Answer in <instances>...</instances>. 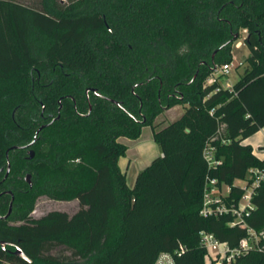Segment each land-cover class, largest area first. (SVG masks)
Masks as SVG:
<instances>
[{
	"label": "trees",
	"instance_id": "trees-1",
	"mask_svg": "<svg viewBox=\"0 0 264 264\" xmlns=\"http://www.w3.org/2000/svg\"><path fill=\"white\" fill-rule=\"evenodd\" d=\"M242 31L243 75L231 91L207 85ZM180 104L181 117L153 132L162 155L129 187L120 139L138 140ZM261 129L264 0H0V241L10 249L0 264H155L161 253L214 264L201 231L232 248L248 232L232 214L201 215L206 180L237 204V182L264 167L245 142ZM41 196L79 209L33 218ZM252 204L244 221L264 233V186ZM233 264H264V251Z\"/></svg>",
	"mask_w": 264,
	"mask_h": 264
},
{
	"label": "built area",
	"instance_id": "built-area-1",
	"mask_svg": "<svg viewBox=\"0 0 264 264\" xmlns=\"http://www.w3.org/2000/svg\"><path fill=\"white\" fill-rule=\"evenodd\" d=\"M240 66H242V64ZM232 69V62L226 63L220 68H217L207 80V85L220 83L219 77L221 75L228 76ZM221 87L231 91L233 85L227 84L225 87L222 85ZM217 90H219V88ZM224 127V125H220L217 137H221ZM204 156L210 166L217 163L214 159V149L210 144L206 146ZM239 183L241 184L239 186L242 188L243 193L237 204L231 203L229 205L224 202V198L229 195L231 191L230 187L220 188L218 182L211 179H207L205 183L201 215L208 217L232 214L235 217V220L231 225L246 228L248 232V236L242 239L236 247L232 248L228 244L218 240L214 234L201 231L199 233L200 244L208 251L209 257L211 258L210 260L214 264H233L237 258L250 251H264V246L260 243L261 239H264V233L258 234L255 230L248 227L244 221V216L248 215L254 208L252 204L253 197L257 194V191L264 186V167L251 169L249 180L239 181ZM155 264L176 263L172 254L161 253L156 259Z\"/></svg>",
	"mask_w": 264,
	"mask_h": 264
},
{
	"label": "rangeland",
	"instance_id": "rangeland-1",
	"mask_svg": "<svg viewBox=\"0 0 264 264\" xmlns=\"http://www.w3.org/2000/svg\"><path fill=\"white\" fill-rule=\"evenodd\" d=\"M29 6H36L39 0H20ZM247 33L241 32V37L232 45V65L233 69L228 76H220L219 81L222 86L227 84L234 85L244 73L246 60L250 55V50L245 43ZM242 64V66H240ZM185 105H176L161 113L154 121L153 127L147 126L143 128L142 135L138 140L121 138L120 141L128 145L129 149L125 157L120 159L121 170L127 175V183L129 187H133L137 175L145 169L155 158L160 156L161 150L153 140V132L159 131L170 123L176 121L186 110ZM249 141L254 145L264 147V138L261 132L253 135ZM248 142V141H247ZM246 142V143H247ZM259 152V148L256 147ZM237 185H241L237 182ZM79 209L77 200L73 201H56L47 196L39 197L35 202V207L31 213L33 218H39L51 211H65L69 215H73ZM19 223V222H18ZM55 254L61 253V248L54 251Z\"/></svg>",
	"mask_w": 264,
	"mask_h": 264
},
{
	"label": "water",
	"instance_id": "water-1",
	"mask_svg": "<svg viewBox=\"0 0 264 264\" xmlns=\"http://www.w3.org/2000/svg\"><path fill=\"white\" fill-rule=\"evenodd\" d=\"M43 128H44V126H42V127L38 130V133H39V131H41ZM36 139H37V138H35V139L33 140V142H32L31 145H33V144L36 142ZM15 148H16V147H14V149H15ZM34 156H35V152H34V150H30V151H29V158L32 159ZM9 170H10V165L8 166V170H7L6 177H7L8 173H9ZM25 179H26V181L29 183V185L32 187L31 175L28 174V175L26 176ZM11 212H12V204H11V206H10V209H9L7 215L3 216L2 219H7V218L9 217V215L11 214ZM0 245H1L2 249H4V248L7 246V243H6V242H1V241H0ZM13 254H14L16 257L20 258V259H23V260H25V261H30V260L25 256V254L22 252V250H21L20 248H16V249L13 251Z\"/></svg>",
	"mask_w": 264,
	"mask_h": 264
},
{
	"label": "crops",
	"instance_id": "crops-1",
	"mask_svg": "<svg viewBox=\"0 0 264 264\" xmlns=\"http://www.w3.org/2000/svg\"><path fill=\"white\" fill-rule=\"evenodd\" d=\"M259 132L262 133L263 138H264V129H261ZM250 138H251V137H250ZM250 138H248L245 142L248 141L247 143L250 144V145L253 147L254 153H255L259 158L264 159V147H262V146H260V145H254V143H252L251 141H249ZM256 147L259 148V152L256 151ZM160 155H162V154L160 153Z\"/></svg>",
	"mask_w": 264,
	"mask_h": 264
},
{
	"label": "flooded vegetation",
	"instance_id": "flooded-vegetation-1",
	"mask_svg": "<svg viewBox=\"0 0 264 264\" xmlns=\"http://www.w3.org/2000/svg\"><path fill=\"white\" fill-rule=\"evenodd\" d=\"M29 151H30V150H28V154H29ZM6 193H10V192L7 191ZM10 206H11V204H10ZM9 209H10V208H9ZM8 246H9V245L7 244V246H6L4 249H2V247H1V245H0V251H1V250H10V249H8Z\"/></svg>",
	"mask_w": 264,
	"mask_h": 264
}]
</instances>
